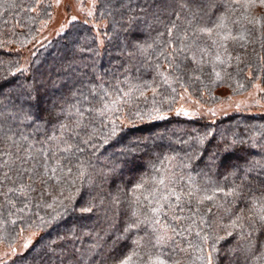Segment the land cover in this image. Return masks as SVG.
<instances>
[{
  "label": "snow or ice",
  "instance_id": "6c2138e0",
  "mask_svg": "<svg viewBox=\"0 0 264 264\" xmlns=\"http://www.w3.org/2000/svg\"><path fill=\"white\" fill-rule=\"evenodd\" d=\"M61 4L66 13L73 10L65 0H0L6 11L35 13L26 24L31 33L39 23V34L53 19L49 9ZM89 4L76 0L83 20L73 15L55 32L72 53L59 77L71 78L70 97L49 94L31 58L0 77V242L7 240L9 249L0 251V264H264V124L230 134L217 131L215 120L180 135L173 129L176 138L168 136L164 152L157 151L164 134L127 140L122 135L137 124L166 121L173 111L189 119L215 117V108L205 109L193 97L210 92L225 76L231 80L235 74L236 92L247 82L264 93L261 83H253L264 80V12H257L264 0ZM97 21L104 36L109 24L113 33L140 24L164 29L152 44H136L128 53L144 57L151 79L137 75L134 81L130 64L122 66L123 79L113 73L115 85L105 86L99 47H93L97 40L104 44ZM47 40L33 34L37 47L29 49L30 57L46 49ZM177 98L190 101L193 110L175 107ZM221 167L224 183L210 175ZM93 217L90 227L86 222ZM118 218L123 228L113 233ZM69 219L72 225L64 227ZM110 235L115 238L108 246ZM122 243L127 251L117 252Z\"/></svg>",
  "mask_w": 264,
  "mask_h": 264
},
{
  "label": "trees",
  "instance_id": "16d2710c",
  "mask_svg": "<svg viewBox=\"0 0 264 264\" xmlns=\"http://www.w3.org/2000/svg\"><path fill=\"white\" fill-rule=\"evenodd\" d=\"M48 2L49 0H45L46 4ZM25 3H34V0H25ZM49 11L51 14H53V7L50 8ZM262 11L259 9V7L257 8V12ZM28 15H35V13L25 14L18 9H8L6 11L4 7L0 6V42H7L6 46H0V77L7 75V70L9 67H11V69L14 71L17 61H19V65L21 67H24L27 64L29 58H31L32 60H36V64L31 66L32 71L37 75V79H43L45 81L49 94L55 92L57 95H59L60 92L63 91L65 95L70 97L71 94L69 92V88H71L72 85L68 81L71 78L68 76H65L64 80L59 78L60 75H63V72L61 71L62 68L72 58V53L69 51L70 45H68L67 42L61 37H59L51 41L50 45L46 49L44 47H40L35 57H30L29 49L35 50L37 47L36 41H32V35L36 34L38 39H40V34L36 31L40 28V25L39 23L32 24V32L30 33L26 24ZM117 19H119L118 15ZM17 21H19V23H17ZM14 24H16L15 27H13ZM97 24L99 27L102 26L100 27V39L104 40V44L103 46H99V40H97L93 47H99L100 55L97 58V65L100 72L104 74V80L106 82L105 86L107 87L109 85H115L116 81L113 78V73L119 75L120 79H123V75L121 74L123 72V67H128L130 64L132 66V76L134 81L137 75L142 76L143 79H151L154 73L151 71V67L148 62L145 61L144 57L137 55L135 58H131L129 57L128 53L136 51L134 47L136 44H143L145 46L152 44L157 37V32L163 31L164 29L158 27H153L150 29L146 27V25L140 24L138 27L134 26V30L130 32L117 31L116 33H113L111 24H109L107 29L108 36H104L103 22L97 21ZM75 30L80 31L81 36L83 37L85 31L84 29L78 26ZM95 34V29L88 33L89 36H94ZM28 41H32V43H27ZM21 42H25V46L23 48H21ZM45 44H48V42ZM125 45H127V50H125ZM18 49L19 54H17ZM152 59L154 60V57ZM137 66L140 68L139 73L136 72ZM229 71L233 70L230 69ZM246 76L247 72H245L243 77H240L239 79H244ZM20 79H23V77H20ZM236 79L237 78H235V74L234 78L231 80L225 76L224 81L214 86L210 92L205 91L203 96H197L193 98L200 99L203 105H212L222 100V91H226L233 96H239L252 90L250 84H247L246 82L245 90L240 92L234 91ZM50 81H55L57 83V88H52ZM256 82L262 83L264 85V80L253 81V83ZM9 83L15 84L16 78L9 76ZM229 85H231V87ZM80 86V84L76 85V87ZM5 87L7 88V85ZM150 95L151 93H149V96ZM212 97H215V99H212ZM178 100L179 98H177V102ZM141 107H144V105L141 104ZM173 113L174 111L169 114L170 117L166 121L144 122L137 124L135 127H128L125 129V132L122 135H124L125 139L127 140L143 137H156L158 134H164L165 138L162 141H158V143L163 145V147L157 149V151L164 152L167 151L168 136H172L173 139L176 138V136L173 135V129L177 130L176 135H180L181 130L184 129L190 130L192 128H197L203 130V125L211 124L212 121L207 119L187 120L178 116H172ZM215 121L216 125L214 127H216L217 131L224 130L230 134L231 131L234 130L243 132L244 126L246 124H264V115H253L246 112H237ZM175 147L180 149V145L178 144L175 145ZM180 155L183 156L184 153L181 151ZM145 159H147V157ZM195 166L197 168H204V164L201 161H196ZM144 170L146 169H142V171ZM225 174L226 168L224 167H221L218 170L210 173L211 178L219 183H224ZM218 215L223 216V211L218 213ZM94 220L95 217L86 223L91 227ZM225 222H227V220H225ZM71 225L72 220L69 219L63 226L70 227ZM122 228L123 218H118L115 221L114 228L111 231L115 233L118 230H122ZM221 234H223V232H221ZM114 238V235H110L107 238L108 246L112 244V240ZM193 239H195L194 236ZM36 242H39V236H37ZM87 242L88 238H85V243ZM0 245L8 247V241L5 240L0 242ZM121 248H124V243H122L117 248V252H119ZM124 251H127V249L124 248ZM115 254L116 253H112V255Z\"/></svg>",
  "mask_w": 264,
  "mask_h": 264
},
{
  "label": "rangeland",
  "instance_id": "374dc122",
  "mask_svg": "<svg viewBox=\"0 0 264 264\" xmlns=\"http://www.w3.org/2000/svg\"><path fill=\"white\" fill-rule=\"evenodd\" d=\"M65 2H71L74 5L73 10L71 12L66 13L63 4H61L60 7L53 6V14H52L53 19L49 22V28L47 30H44L43 33L40 34L41 40L45 36L48 37V40L45 41V43L59 38L55 34L56 30L60 28L61 24H65L69 19H71L73 15L77 16L78 21H82L84 18L75 10L76 0H65ZM83 5L85 8H88L90 6L89 0H83ZM259 9L261 11L262 10L264 11V9L261 8ZM261 87H264L262 83H261ZM222 93H223V98L220 102L212 105H204L205 109L209 107L215 108L217 110V115L215 117L206 116L201 119L217 120L237 112H246L248 114H253V115H264V93H256L254 88H252V90H250L249 92L239 96H233L226 91H222ZM257 101H259V103H257ZM238 103L241 105L239 110L236 109V104ZM180 106H184L189 110H193L194 108V106L191 105L190 101L178 100L176 107L178 108ZM172 116H176L175 112L172 114ZM178 117L189 120V118L183 116H178ZM15 247H17V249L19 250L20 246L19 244H16ZM8 250H9L8 247L4 245H0V251H8Z\"/></svg>",
  "mask_w": 264,
  "mask_h": 264
}]
</instances>
